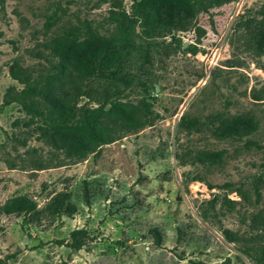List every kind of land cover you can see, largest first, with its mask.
I'll use <instances>...</instances> for the list:
<instances>
[{
  "label": "rangeland",
  "instance_id": "1",
  "mask_svg": "<svg viewBox=\"0 0 264 264\" xmlns=\"http://www.w3.org/2000/svg\"><path fill=\"white\" fill-rule=\"evenodd\" d=\"M136 1L0 0V264H264V54L255 45L264 0H196L207 12L182 16V31L136 23L121 102L152 124L123 132L126 120L101 114L121 138L84 160L26 127L20 105L4 104L26 77L51 74L54 39L84 24L115 37L111 13L130 26ZM52 85L70 96L79 86L78 108L99 107L110 91L96 79ZM236 117L255 130L215 134ZM19 196L35 210L4 213ZM77 229L87 239L74 251L66 243Z\"/></svg>",
  "mask_w": 264,
  "mask_h": 264
},
{
  "label": "trees",
  "instance_id": "2",
  "mask_svg": "<svg viewBox=\"0 0 264 264\" xmlns=\"http://www.w3.org/2000/svg\"><path fill=\"white\" fill-rule=\"evenodd\" d=\"M136 5L141 15L130 26L122 23L119 14L111 13L109 21L117 27L115 37L101 36L89 24H84L83 27H74L54 39L51 50L57 61L51 65V74L45 79L37 77L30 80L26 77L22 82L23 88L16 92L10 101L4 103L20 105L28 116L25 126L36 124L41 136L69 159L84 160L88 154L95 152L96 155L98 147L121 138L115 130H108L100 123L98 117L101 114L111 115L116 122L126 120L128 124L123 125V132L135 131L152 124L146 114L137 116L140 108L136 107L133 113H129L126 104L121 102V87L128 85L124 74V62L128 55L139 51L130 37L134 25L139 23L145 28L182 31L185 24L182 16L195 17L201 12H207L204 3L196 0H138ZM211 5H218L217 0H213ZM255 45L256 50L264 54V34ZM192 48L194 52L196 49ZM109 56H115L112 63L108 62ZM11 74L17 79L16 73ZM77 78L96 79L110 88V91L103 95L99 107L78 108L73 104V98L82 94L79 86L72 96L64 91L52 93L50 88L55 80L65 83ZM106 105L109 106L107 111L104 109ZM250 122V118L236 117L232 126L224 128L217 126L214 132L219 137L233 138L238 129L255 130ZM34 210L35 203L32 200L19 196L9 200L3 212L26 215ZM150 232L155 244L159 245L160 236L157 230L152 229ZM86 239L87 233L84 229L73 230L66 247L79 251L85 246Z\"/></svg>",
  "mask_w": 264,
  "mask_h": 264
}]
</instances>
